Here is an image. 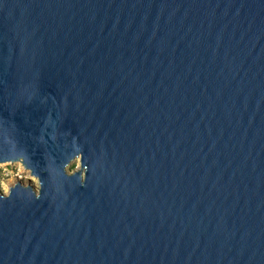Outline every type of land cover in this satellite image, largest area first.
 Wrapping results in <instances>:
<instances>
[{"label": "water", "instance_id": "95a60500", "mask_svg": "<svg viewBox=\"0 0 264 264\" xmlns=\"http://www.w3.org/2000/svg\"><path fill=\"white\" fill-rule=\"evenodd\" d=\"M4 162L0 264H264V0H0Z\"/></svg>", "mask_w": 264, "mask_h": 264}, {"label": "rangeland", "instance_id": "374dc122", "mask_svg": "<svg viewBox=\"0 0 264 264\" xmlns=\"http://www.w3.org/2000/svg\"><path fill=\"white\" fill-rule=\"evenodd\" d=\"M80 162L78 157L73 159L67 166L68 173L78 169ZM22 180L24 183L30 179L37 187V179L30 175V171L25 169L20 162H4L0 163V189L6 192V186L13 184L16 180ZM3 182V183H2ZM8 191V189H7ZM7 193V192H6Z\"/></svg>", "mask_w": 264, "mask_h": 264}, {"label": "bare ground", "instance_id": "6f19581e", "mask_svg": "<svg viewBox=\"0 0 264 264\" xmlns=\"http://www.w3.org/2000/svg\"><path fill=\"white\" fill-rule=\"evenodd\" d=\"M2 183H3V182H2ZM5 188H6L5 190H6V192H7L8 187L6 186Z\"/></svg>", "mask_w": 264, "mask_h": 264}]
</instances>
